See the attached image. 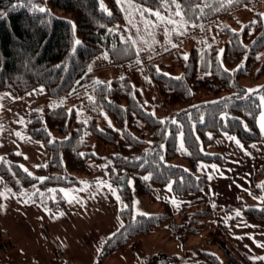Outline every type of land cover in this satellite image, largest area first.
Segmentation results:
<instances>
[{"label": "trees", "instance_id": "16d2710c", "mask_svg": "<svg viewBox=\"0 0 264 264\" xmlns=\"http://www.w3.org/2000/svg\"><path fill=\"white\" fill-rule=\"evenodd\" d=\"M134 1L140 7L153 10L159 8V0ZM255 1L257 0L234 2L218 12L207 9L206 15L196 22L211 20ZM191 2L192 0H187L186 7H190ZM44 3L49 6L44 8L45 12H41L39 9ZM58 8L63 14L57 12ZM105 8L111 16L102 10ZM124 23L125 14L117 0H0V91L24 94L43 86L52 96L66 94L76 97L83 93L78 104L88 112L87 119H84L78 115L75 107L68 108L65 104L54 109H39L32 104L28 132L33 139L42 141L49 155L48 161L43 164L47 167H37L38 174H32V177L53 179L40 183L28 176L18 167L22 165V154L15 155V151L5 155L6 164L0 165V177L4 183L14 188L18 197H21L24 188H32L37 182L40 185L39 191L45 192L46 197L44 201L38 195L34 199L45 207L67 209L68 203L61 193L57 191L54 202L47 198L52 195L47 193V189L59 190L62 185L78 183L80 174L90 172L87 159L90 156L99 157L91 150V136L98 138L105 147H113L115 152L111 154L112 165L109 169L116 171L120 179L125 181L118 185V190L124 205L128 207L123 211L120 209L119 215L124 227L120 226L105 239L97 264H101L115 252L126 249L132 239L135 255L139 257L142 236L151 233L161 224H166L169 237L179 243L188 241L206 229L213 211L209 203L183 206L175 212L167 201L161 199L162 211L134 215L133 196H148L155 200L158 194L162 197L168 182L178 181L181 177L185 180L184 184L172 185L175 194L200 192L208 185L207 174L198 171L200 161L225 159L221 153L206 150L220 135L225 132L233 133L244 142H256L262 136L257 125L260 109L253 107V103H260L255 99L257 94H253L248 100L237 97L245 95V90L249 89L242 83V78L256 79L264 74V58L259 57V52L264 49L263 14L257 13L254 19L244 23L240 29L229 26L224 28L227 37L223 41L220 61L217 60L218 46L213 42L203 41L190 48L187 60L179 61L181 73L178 75L158 70L155 64L150 63L149 83L157 87L164 108L175 104L183 105L175 120L182 126L184 146L190 155L179 151L177 126L155 113L149 115L153 112L146 108L127 76H123V80L121 77L113 78L110 81L111 91L103 87L93 91L92 82L99 79L93 70L89 72L88 69L93 59L102 51H107L110 60L115 63H136L137 45L133 47L122 42V38L126 40L131 37L119 28ZM74 40H79L80 45L74 46ZM241 65L243 66L237 70ZM174 77L182 79L176 80ZM102 82L104 85L109 83ZM85 85L88 87L85 88ZM257 89L261 90L260 95H264V83ZM198 91L213 92L218 97L191 104ZM89 96L94 97L95 104L89 103ZM225 113L230 117L226 121L220 119ZM201 114L204 116V123H199ZM84 120H87L86 124L80 122ZM161 120L166 123H158ZM146 128L151 130L150 139L145 137ZM51 130L66 135L53 139ZM50 140L54 143H49ZM81 153L85 155L82 157ZM145 153L149 155L146 156ZM161 155L164 157L163 161L159 159ZM178 156L186 159L188 168L170 162ZM136 157H142L143 161H136ZM141 163L143 167L140 166ZM7 165H11V168ZM149 173H152V179L146 182L142 177ZM131 174H134L133 188L126 182ZM250 181L255 189L262 192L257 185H262L261 181L264 185V167H260L250 177ZM262 193L264 196V192ZM240 200H243V195ZM1 205L2 198L0 217ZM233 208L230 205L226 210L232 213ZM246 208L249 210H245ZM257 209H264V201L260 205L243 208L242 216L264 224V211ZM44 228L50 237L47 226ZM205 235L208 242L221 250L222 256L211 250L198 248L197 260L187 264H257L220 228L208 229ZM14 246L15 243L5 236L0 226V251H8ZM57 250L55 248L53 252L54 260L64 264ZM178 257V254H174L156 264H172L171 260Z\"/></svg>", "mask_w": 264, "mask_h": 264}, {"label": "rangeland", "instance_id": "374dc122", "mask_svg": "<svg viewBox=\"0 0 264 264\" xmlns=\"http://www.w3.org/2000/svg\"><path fill=\"white\" fill-rule=\"evenodd\" d=\"M130 2L140 7L134 0H130ZM48 6L47 3H44L42 8ZM125 7H127V4H125ZM123 11L125 23L119 28L125 30L134 40H137L136 45L141 51L136 61L139 59L140 63H115L110 60L108 52L104 50L93 59L90 67L97 74L100 81L110 82L113 78L127 76L139 92L141 100L148 110H151L162 119L175 120L183 105L175 104L167 109L164 108L162 96L157 87L149 83L148 67L150 63L155 64L158 70L178 75L181 73L179 61L188 54L193 45H198L203 41L215 43L218 46L219 55H221L223 41L227 37V32L224 31L225 26L240 29L244 23L254 19L257 13L264 15V0H257L224 15L198 23L204 25L203 31L199 27H187L185 35H173L172 44L176 45L175 48L165 43L164 25H160L155 29L157 43L151 48H147L139 42L136 28L128 23L126 19L128 13L125 10ZM57 12L63 14L59 8ZM162 15L167 16L168 13H162ZM134 18L137 27L141 29L140 35H145L139 14H135ZM165 48L168 50L165 51ZM105 53L108 59L103 58ZM259 57L264 58V49L259 52ZM241 81L249 89H257L264 83V74L256 79L244 77ZM41 88L44 90L42 94L37 91ZM84 92H87V90ZM82 95L83 93L76 97L66 94L52 96L43 86L24 94H14L9 90L0 91V105H2L0 107V125L3 126V129L0 130V157L4 158L10 151L19 152L22 154L20 163L23 167L27 168L32 174H38L37 165L45 164L49 155L42 141L33 139L29 135L28 123L32 104L39 109L43 107L50 108V104L55 102L59 105V102L63 100V104L67 105L68 108L75 107L79 113L78 115L87 119L88 112L86 108L78 104ZM217 97L218 95L213 92L198 91L192 98L191 104L214 100ZM21 118H23L24 124L19 123ZM100 124L102 125L101 122ZM141 124L143 125L142 122ZM17 132L30 139L21 140L15 135ZM65 135L57 130H51L53 139ZM145 137L147 139L151 137V130L148 128L145 129ZM89 142L91 150L99 155L98 158L90 156L87 159L90 172L80 174L78 183L59 187V189L69 190L71 195L78 196L84 201L83 205L75 201L68 203L67 198H64L68 203L67 209L62 207L50 208L41 205L34 197L35 203L26 204L23 202L26 197H18L14 188L10 184L4 183L0 177V193H5L8 197L7 199L2 198L0 226L4 230L5 236L10 238L16 245L8 251H0V264H62L54 260L55 254L53 252L55 248L58 249V256L63 259L64 264H97L96 261H98L103 242L121 225L122 221L119 213L122 205L117 202L115 196L107 187H102L98 191L96 181H111L112 187L117 189L118 185L124 184L125 181L121 180L120 177L119 179L116 178L118 175L116 171H111L109 167H101L107 164L108 161L112 162L111 154L115 152V149L105 147L95 136H91ZM210 146L206 150L209 151L212 148ZM170 162L188 168L187 161L183 156H178ZM81 181L89 183L88 191L72 192L71 190H79L83 187ZM129 181H131V184H129ZM126 182L128 186L133 188L134 174H131ZM260 184L263 185V181ZM36 188H40L37 182L32 188H24L23 191L31 194ZM117 195L120 196V200L124 205L119 190ZM55 197H57V192ZM172 197H175L178 202H182L179 208L169 202ZM161 199L167 201L175 212L183 206L209 203L196 194H175L173 191L169 192L167 190H164L162 197L158 194L155 200L150 199L148 196L134 194L133 202H138L135 207L133 206L134 215L137 212L151 214L162 211ZM61 212L64 214L60 215ZM211 223H213V220L209 219V225L206 229L184 243L171 239L166 224H161L151 233L142 236V245L139 247L141 255L139 257L135 255L132 247L134 239H132L127 244L126 249L115 252L101 264H156L164 258L172 257L174 254H178L179 257L172 259V264H187L190 261L197 260L198 248L211 250L222 256L221 250L206 239L207 230L216 228L212 227ZM44 226H47L51 237L47 236Z\"/></svg>", "mask_w": 264, "mask_h": 264}, {"label": "snow or ice", "instance_id": "6c2138e0", "mask_svg": "<svg viewBox=\"0 0 264 264\" xmlns=\"http://www.w3.org/2000/svg\"><path fill=\"white\" fill-rule=\"evenodd\" d=\"M234 2L239 3V2H241V0H192L190 7H186L187 0H159V8L153 10V9L146 8V7H137L135 4H132L130 2V0H117L118 5H120L121 8L128 13V15L126 17L128 23L136 28L139 42L144 44L147 48H151L154 44L157 43V41L155 39V29L158 26L164 25L165 43L169 44V45H171V47L175 48L176 45L172 44L173 35H176V36L185 35L186 29L189 26H191L193 28L199 27L201 29V31H203L204 25L198 24L196 21L201 19L202 17H204L206 15L207 9H212L213 11L218 12L220 10L227 8V7H230ZM125 4H127V7H125ZM214 5H215V7H214ZM102 10L107 12L106 8L102 9ZM39 11L45 12L46 9L40 8ZM162 11L167 12L168 15L167 16L162 15ZM137 13L139 14V16L141 18V23L143 24V30L145 33V35H143V36L140 35L141 29L139 27H137L136 22H135L134 16ZM189 13H191L192 15L190 16ZM107 14L109 16H111L110 12H107ZM153 17L155 19H152ZM176 18H179V19H176ZM73 30L75 31V25H73ZM108 31H111V30L109 29ZM122 42L126 43V44H130L133 47H135V45L137 44V40H133L131 37H128L126 40L122 38ZM80 43L81 42L79 40H74V46H78V45H80ZM208 47H211V46L209 45ZM167 50L168 49L165 48V51H167ZM140 51H141V49H136V54L139 55ZM222 53H223V50H221V55H222ZM103 58L108 59V56L106 53L104 54ZM257 58H259V57H257ZM183 59L187 60L188 56L185 55L183 57ZM217 60L220 61V55H218ZM136 63L139 64L140 60L137 59ZM221 66H222V61H221ZM242 66L243 65L238 66L237 70H239V68H241ZM91 70L92 69L89 66L88 71L91 72ZM225 71H227V70L225 69ZM158 74H159V72H158ZM165 75H167V74H165ZM123 79L124 78L121 77V80H123ZM173 79L181 80L182 77H174ZM84 87L87 88L88 86L85 85ZM92 87H93V91H95L96 89L101 88V87L106 88L108 91H111V82H109L107 85H104L102 81L94 80L92 82ZM37 91L42 94L44 90H43V88H41ZM245 91H246L245 95L238 96L237 98L248 100L253 96V94H257L255 96V99L259 100L260 103L258 105L253 103V107H257L260 109L261 114H260L259 120L257 121V125L260 128L261 135L264 136V95L259 94L261 91L260 89H248ZM189 94H191V93L189 92ZM132 95H133V98H135V92H133ZM226 99H231V98H226ZM88 100H89L90 104H95V99L93 96H89ZM63 102L64 101L61 100L59 102V105H62ZM59 105L54 102L53 104H50L49 107L54 109L55 107H58ZM0 107H2V105H0ZM94 110H95V108H94ZM101 114L103 115V113H101ZM149 115H154V113H150ZM105 119H107L106 115H105ZM220 119L226 121V120L230 119V117L225 113L224 115L220 116ZM80 122L86 124L87 120L80 121ZM19 123L20 124L25 123L23 118H21L19 120ZM158 123L164 124L166 122L161 120V121H158ZM170 123L175 124L177 126V132H178L177 139L180 142L179 143V151L190 155V153L187 152V150L184 146V136H183L182 126L177 124V121L174 119L171 120ZM199 123H204V116L202 114L199 116ZM109 127H111L110 121H109ZM225 127H227L226 124H225ZM2 129H3V126L0 125V130H2ZM245 130L246 131L248 130L246 126H245ZM15 135L17 137H19L21 140L30 139L29 137L23 136L20 132L15 133ZM208 136H209V139L212 138L210 133L208 134ZM224 136L228 141L234 142L239 148H241L243 150V145L241 144L240 140L236 136L228 135L227 132L224 133ZM49 143H54V141L50 140ZM41 146H43V145H41ZM161 147H163V145H161ZM251 147L255 148L256 145H251ZM14 154L15 155H21V153H19V152L14 153ZM245 154H249V153H247L245 151ZM80 155L83 157L85 154L81 153ZM93 155H95V154L93 153ZM145 155L147 156V155H149V153H145ZM25 159H27V157H25ZM125 159H127V158H125ZM135 159L138 162L143 161L142 157H136ZM159 159L161 161H163L164 157L161 155L159 157ZM145 163H146V161H145ZM4 164H6L5 159L3 157H0V165H4ZM111 165H112V162L108 161L107 164L102 165L101 167L108 168ZM7 166L9 169L11 168V165H7ZM140 166L143 167V163H141ZM18 167H20L28 176L32 177V173L29 172L27 168H24L23 165H19ZM37 167L39 168V167H41V165H37ZM43 167H47V165H43ZM209 167L212 169V172L210 174H207V178L209 181H211L213 179L214 175L217 173H219L221 176H223V173L221 172L219 167L215 164H213V165L199 164L197 166L198 171L204 170L205 173H207V169ZM185 171H187V170H185ZM32 178L35 180H38L40 183H43L45 180H48V179H53L51 177H32ZM116 178L119 179V176L117 175ZM142 179L146 182L149 181L150 179H152V173L145 175L144 177H142ZM197 179H198V177H197ZM18 182L19 181H17V183ZM80 183L83 185V187L81 189L71 190V191L72 192L88 191V188L90 186L89 183L87 181H81ZM173 183H178V184L182 185L185 183V180L183 177H181L178 181L168 182L167 188H166L167 191H169V192L172 191ZM96 184H97V190L98 191L102 187L108 188V190L113 194V196H115L117 202L121 203V205H122L121 210L122 211L127 209L128 206L122 204V202L120 200V196L117 195L118 189L112 187L111 181L97 180ZM129 184H131V181H129ZM257 187L260 188L262 192H264V185H257ZM57 191L62 193V198H67L68 203H73L75 201L76 203H80L81 205L84 204L83 200H81L76 195H71L70 191L66 190V189H59V190L47 189V193L53 194L47 198H50L55 202V200H56L55 193ZM13 195H15V193H13ZM37 195L41 198L42 201L45 200L46 193L40 192L39 188H36V190L34 192H32L31 194L24 192V191L21 192V196L26 197L23 200V202L26 204L27 203H35V200L33 199V197H35ZM249 195H251V192H249ZM0 198L7 199L8 197L6 196L5 193H0ZM259 199L261 201H264V196L260 197ZM169 202L172 203L173 205H175L177 208H179L180 203H182V202H178L175 197H172ZM136 204H138V202L134 201L133 206L135 207ZM212 207L213 208L216 207L215 203H212ZM45 210L48 211L47 208H45ZM245 210H249V209L246 208ZM257 210L264 211V209H257ZM63 214H64L63 212L60 213V215H63ZM136 215H146V214L137 212ZM241 216H242V212L239 210H235L234 216H225L223 218L224 223L227 224V222L229 220H232V219H235L236 217H241ZM120 226H121V228L124 227L122 222H121ZM236 238L237 239H243V237H236ZM250 238H252V237H250ZM104 243H106V241ZM257 246L258 247H264V245H260V244H257ZM250 259H252L253 261L264 260V257H250Z\"/></svg>", "mask_w": 264, "mask_h": 264}, {"label": "crops", "instance_id": "0c3cea01", "mask_svg": "<svg viewBox=\"0 0 264 264\" xmlns=\"http://www.w3.org/2000/svg\"><path fill=\"white\" fill-rule=\"evenodd\" d=\"M259 118L260 115L258 120ZM227 134L236 136L233 133ZM236 137L240 140L238 136ZM240 142L243 150L234 142L228 141L222 134L211 144L212 148L210 146L209 151L221 153L225 157L224 161H202L200 164L217 165L223 176L219 173L215 174L211 181L208 180V185L202 191L190 194L200 196L211 206L215 203L216 207H212L213 213L210 217L211 221L213 220L212 227L221 228L225 235L250 257H264V247L257 246V244L264 245V224L243 216L229 220L227 224L223 219L225 216H232V213L235 214V210L242 211L248 205H260L262 202L259 198L263 196V193L255 189L250 177L260 167H264V136L256 142L242 140ZM251 145L256 147L253 148ZM245 151L249 154H245ZM201 171L204 172V170ZM211 172L212 169L209 167L206 174ZM241 195L243 200H240ZM230 205L234 206L232 213L226 210ZM236 237H243V239ZM255 262L264 264V260H255Z\"/></svg>", "mask_w": 264, "mask_h": 264}]
</instances>
